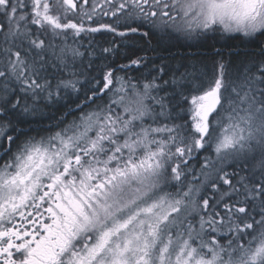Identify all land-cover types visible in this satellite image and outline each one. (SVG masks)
Masks as SVG:
<instances>
[{"label": "snow or ice", "instance_id": "1", "mask_svg": "<svg viewBox=\"0 0 264 264\" xmlns=\"http://www.w3.org/2000/svg\"><path fill=\"white\" fill-rule=\"evenodd\" d=\"M0 264H264V0H0Z\"/></svg>", "mask_w": 264, "mask_h": 264}, {"label": "trees", "instance_id": "2", "mask_svg": "<svg viewBox=\"0 0 264 264\" xmlns=\"http://www.w3.org/2000/svg\"><path fill=\"white\" fill-rule=\"evenodd\" d=\"M219 45H224L227 52L235 53L238 49L244 50L243 46L241 45V42L239 40L221 39V40H219L218 46ZM192 51H197V50L194 47L193 48H186L184 46H181L178 49H174L173 54L176 56V61L180 62V58H181L182 54H185L187 52H192ZM247 51L255 52L257 55H259L260 49L257 46H249ZM208 52H209V49L204 48V49L198 50V55H206V54H208ZM162 55L165 57H169V53H167V52H164Z\"/></svg>", "mask_w": 264, "mask_h": 264}]
</instances>
